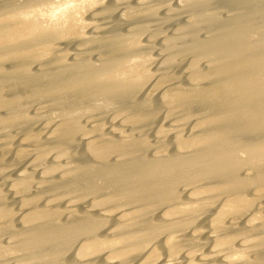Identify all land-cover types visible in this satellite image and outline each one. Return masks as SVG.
Wrapping results in <instances>:
<instances>
[{"label":"bare ground","instance_id":"1","mask_svg":"<svg viewBox=\"0 0 264 264\" xmlns=\"http://www.w3.org/2000/svg\"><path fill=\"white\" fill-rule=\"evenodd\" d=\"M0 264H264V0H0Z\"/></svg>","mask_w":264,"mask_h":264}]
</instances>
